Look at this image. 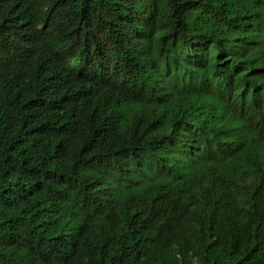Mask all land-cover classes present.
I'll list each match as a JSON object with an SVG mask.
<instances>
[{"label": "trees", "instance_id": "trees-1", "mask_svg": "<svg viewBox=\"0 0 264 264\" xmlns=\"http://www.w3.org/2000/svg\"><path fill=\"white\" fill-rule=\"evenodd\" d=\"M0 264H264V0H0Z\"/></svg>", "mask_w": 264, "mask_h": 264}]
</instances>
